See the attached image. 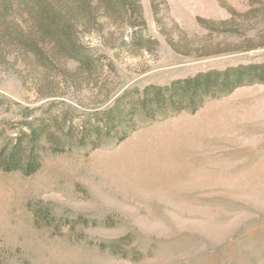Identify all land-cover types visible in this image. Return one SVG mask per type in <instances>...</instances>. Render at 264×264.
<instances>
[{
  "label": "rangeland",
  "instance_id": "374dc122",
  "mask_svg": "<svg viewBox=\"0 0 264 264\" xmlns=\"http://www.w3.org/2000/svg\"><path fill=\"white\" fill-rule=\"evenodd\" d=\"M84 1L0 19V159L23 148L0 165V264H264V84L143 107L148 87L264 64V0H92L89 68L22 45L34 2L83 22Z\"/></svg>",
  "mask_w": 264,
  "mask_h": 264
},
{
  "label": "trees",
  "instance_id": "16d2710c",
  "mask_svg": "<svg viewBox=\"0 0 264 264\" xmlns=\"http://www.w3.org/2000/svg\"><path fill=\"white\" fill-rule=\"evenodd\" d=\"M123 1L117 0L119 3ZM84 2L85 4L83 3L80 10L82 15L88 18L85 12L91 11L90 9L95 7V5L92 4V0H85ZM32 6L33 8L29 7L30 13H28V17L32 18L30 21L32 27L29 26V35L36 34L38 37L29 41L26 34L20 33V41L23 42V46H27L25 47L27 50L38 51L39 43L42 41L47 46L53 44L59 47L62 54L80 62L85 67L89 68L94 64V55L84 52L76 35V30L80 26L84 28L89 26L88 21L90 22L91 18L82 22L80 15L77 13L64 21L60 12L54 8L45 7L40 2L37 4L34 2ZM9 11V0H2L0 15L3 16H0V19L5 20L6 15H9ZM34 32L35 34H32ZM254 84H264V64L241 66L226 71H210L199 74L194 78L177 81L169 87H148L145 90L146 97L144 98L143 107L176 109L185 105L190 110L196 111L206 96L213 95L219 91L221 94H229L240 86ZM22 150L21 145H16L8 157L3 158L2 156V159H0V165L3 166L1 167L2 170L11 172L19 169L18 165L21 164L22 159L18 160L17 155L22 156ZM28 162V166L23 167V170L26 173H33L35 169L31 167L32 161Z\"/></svg>",
  "mask_w": 264,
  "mask_h": 264
}]
</instances>
